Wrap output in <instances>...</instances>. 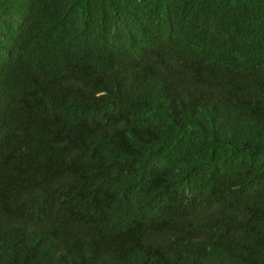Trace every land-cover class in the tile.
<instances>
[{
	"label": "trees",
	"instance_id": "obj_1",
	"mask_svg": "<svg viewBox=\"0 0 264 264\" xmlns=\"http://www.w3.org/2000/svg\"><path fill=\"white\" fill-rule=\"evenodd\" d=\"M0 264H264V0H0Z\"/></svg>",
	"mask_w": 264,
	"mask_h": 264
}]
</instances>
